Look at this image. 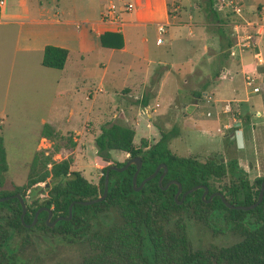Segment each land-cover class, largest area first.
<instances>
[{
	"label": "trees",
	"instance_id": "16d2710c",
	"mask_svg": "<svg viewBox=\"0 0 264 264\" xmlns=\"http://www.w3.org/2000/svg\"><path fill=\"white\" fill-rule=\"evenodd\" d=\"M226 9L217 10L214 0H202L204 18L214 26L219 61L228 57L233 45V38L226 33V26L233 18ZM66 57V50L46 46L40 64L44 68L61 70ZM203 91L193 93L192 98L199 99ZM153 125L159 138L150 146L140 140V145L135 147L133 129L112 123L100 128L93 138V148L97 157L108 162L112 152L127 155V160L139 158L136 186L155 167L163 165L166 172L160 187L157 179L162 170L137 192L131 185L134 166H128L122 172L109 171L105 198L88 206L79 203L101 196L108 166L101 169L98 183L94 185L79 172L70 171V159L52 160L59 148L53 147L52 153L47 155L41 151L34 153L25 185L15 188L13 193L0 194V198L18 195L25 210L21 223L18 199L0 203V264H19L23 247L45 240L84 245L88 252L80 264H264V191L260 203L249 211L227 209L219 197L206 202L209 195L219 193L229 205L250 206L257 200L264 177L249 184L234 158L223 161L221 157H213L198 161L178 157L167 148V141L175 137L174 130L165 132L157 123ZM39 136L48 141L60 139L48 125L40 127ZM126 161L113 166L120 168ZM6 172L0 138V185ZM225 179L226 184L217 190L215 184ZM171 181L180 185L181 194L200 186L207 190V195L202 200L203 189H198L178 204L181 194L174 201L176 185L164 189ZM43 192H46L45 197H37ZM71 203L70 219L59 221L50 228L48 225L53 220L67 217ZM38 209L42 210L33 223ZM48 210L51 218L46 223ZM194 231L210 232L212 238L223 235L238 240L229 246L209 244L195 249L190 238Z\"/></svg>",
	"mask_w": 264,
	"mask_h": 264
},
{
	"label": "crops",
	"instance_id": "0c3cea01",
	"mask_svg": "<svg viewBox=\"0 0 264 264\" xmlns=\"http://www.w3.org/2000/svg\"><path fill=\"white\" fill-rule=\"evenodd\" d=\"M83 1L67 0V8L60 9L59 0H0V45H8L18 54L12 62L18 65L17 79L32 77L34 93H39L38 100L42 102L43 91L47 97L43 100L44 114L36 118L38 127L48 125L59 136L72 133L73 142H80L84 136L70 131L78 123L84 125L85 132L90 134L87 127L118 123L112 119L118 116L119 123L132 128L134 135L138 119L144 123L146 131L156 112L150 109L147 99L164 93V82L173 72L176 87H183L184 93L190 97L204 90L202 96L208 97L210 105H215L212 107L241 101L237 99L236 77L240 78L243 88L264 86V30L257 27L264 25V4H256L255 0H231L239 9L238 15L232 9H226L233 18L229 23L232 25L233 45L228 57L219 61L217 37L211 44L210 39L202 36L207 23L193 24L189 11L184 16L180 13L171 16L167 11L170 3L179 0H129L133 9L121 13L117 24H107L100 19L103 9L113 4L88 3L90 7L85 9ZM220 1L222 7L227 8L225 2L228 0ZM158 25L163 26L161 36L168 42V58H164L165 52L157 50L163 44L162 41L156 43L160 37L156 32ZM149 32L155 36L154 48H148ZM247 37L251 39L247 40ZM46 46L67 51L61 70L41 66L42 51ZM210 46L216 51L207 56ZM176 53L182 58L178 64L172 62ZM91 56L96 58L89 61ZM212 57L216 58L217 72L214 75L217 76L204 81L199 85L200 89L188 90L187 77L202 60L208 63ZM88 63L99 74L88 72ZM29 64L33 73L24 74L23 69ZM185 65L189 68H184ZM247 76L254 79L250 86L245 84ZM180 93L175 90L173 96ZM169 101L170 106L173 97ZM144 102L145 106H141ZM139 106L142 110H135L131 119L121 114L127 107ZM154 106L158 108L157 104ZM188 106L191 105L184 108ZM163 115L156 114V120ZM214 121L218 123L217 118ZM148 133L147 130L141 140H145ZM41 141L48 143L37 134L35 152L40 150Z\"/></svg>",
	"mask_w": 264,
	"mask_h": 264
},
{
	"label": "rangeland",
	"instance_id": "374dc122",
	"mask_svg": "<svg viewBox=\"0 0 264 264\" xmlns=\"http://www.w3.org/2000/svg\"><path fill=\"white\" fill-rule=\"evenodd\" d=\"M129 0H84L83 5L86 9L89 4H113L115 6H123ZM215 8H219L220 0H214ZM256 4H264V0H255ZM202 0H179V2L170 3L168 12L171 16L185 15L187 11L192 15L191 22L193 24L207 23L201 11ZM60 9L67 8V0H59ZM176 7L178 9H176ZM176 9V10H175ZM223 13V12H221ZM231 20V19H230ZM233 21V20H232ZM231 21V22H232ZM204 26L202 36L210 39L213 44L216 38L214 26L207 23ZM232 25L226 26V33L232 37ZM163 42L157 50L165 52V57L168 58L167 45L163 36L158 37ZM148 48L155 47V36L153 32L148 35ZM215 47L210 46L206 55L210 56L215 53ZM18 58V54L13 52V49L8 45H0V138L5 155L7 172L2 176L0 185L1 193H13L17 187L25 185L28 176V165L34 153L41 151L44 155L52 153L53 147L63 149L56 155L52 156V160L58 162L62 159H70V171L79 172L88 182L97 185L101 176V169L123 163L128 159L127 155L118 152L110 154L108 163L102 161L93 152L92 136L95 137L102 126V123L95 128L87 127L90 134H87L84 125L77 124L70 131L78 132L84 136L80 142H73L72 133H63L60 139L41 141L39 143L40 150L35 152L37 134L40 127L37 126L36 118L44 114L43 100L47 99L44 91L42 92V102L38 100L34 93V80L30 76H25L24 79H17L18 65H13V59ZM91 56L90 60L95 59ZM174 63L178 64L182 58L178 53L172 56ZM170 60V58H169ZM16 63V61H15ZM88 63L86 70L91 74H99L98 70H94ZM176 66V65H175ZM176 68V67H174ZM184 68H189L185 65ZM174 71V70H173ZM24 74L33 73L32 67L29 64L28 68L23 69ZM22 72V73H23ZM216 69V58L212 57L208 60H202L195 68L191 76L187 77L186 88L198 89L204 81H208L214 77ZM174 73V72H173ZM171 73L164 82V93L159 97L149 96V106L151 110H155L151 116L150 127L145 141L147 145L154 144L158 138V131L154 127V123L160 125L162 131L171 132L174 130L175 137L167 141L168 150L178 157L194 158L198 161H204L208 158L221 157L223 161L228 158H234L238 166L245 172L249 184H253L257 178L264 177V86L259 85L258 92L253 93L252 87H242L240 78L234 79L235 88L238 89L239 102H231V112L222 115L219 112L222 104L210 105L208 97L201 96L199 99H194L183 91V87H176L174 75ZM182 74V71H181ZM219 76L221 75L218 72ZM117 85V84H116ZM200 89V88H199ZM263 89V90H262ZM181 91L176 97L173 96L174 91ZM224 92V91H222ZM221 92V93H222ZM173 101L170 104V99ZM196 101V104L193 102ZM158 105V108L154 106ZM186 105H191L192 108H184ZM142 106V105H141ZM169 106V107H168ZM176 106V108H174ZM135 110H142V107H127L125 112L121 114L126 118H132L136 113ZM221 113V114H220ZM156 114H164L156 120ZM208 114L209 117L206 116ZM145 117V116H144ZM118 116L114 122H118ZM217 118L216 123L214 120ZM227 118L228 120H224ZM224 122V123H223ZM235 124H239L235 127ZM224 125L226 128H224ZM135 135L133 137V145L138 147L141 138L146 134L144 123L138 119L134 126ZM219 129V132L216 130ZM242 132L243 147L236 149L232 135L234 130ZM92 134V136H91ZM74 144L75 147H71ZM76 149V150H75ZM75 150V153L69 152ZM226 184V179L215 184V188ZM41 189L43 185H38ZM45 193L37 195V197H45ZM212 233L206 231H194L190 234V238L195 249L205 247L209 244L214 246H229L238 239L232 236H216L212 238ZM59 241L39 242L36 245H28L20 250L19 264H80L86 256L88 250L84 245H64Z\"/></svg>",
	"mask_w": 264,
	"mask_h": 264
},
{
	"label": "water",
	"instance_id": "95a60500",
	"mask_svg": "<svg viewBox=\"0 0 264 264\" xmlns=\"http://www.w3.org/2000/svg\"><path fill=\"white\" fill-rule=\"evenodd\" d=\"M192 108V106H188V110ZM239 124H235V127H238ZM232 138H233V141H234V144H235V147L236 149H241L243 147V140H242V132L238 129L234 130L233 131V135H232ZM106 163H108V160H102ZM140 159L139 158H133V159H129L126 161V163L120 167V168H116L115 166H112V165H109L106 170H105V175H104V178H103V190H102V194L100 197L94 199V200H90V201H84V202H80L79 204L82 205V206H88V205H91V204H94V203H98V202H101L105 196H106V192H107V186H108V172L109 171H116V172H122L124 171L128 166H134L135 167V171L131 177V185H132V188L135 192L139 191L143 185L147 182V181H150L152 180L153 178H155L158 174V172L160 170H162V173L159 175L158 179H157V183H158V186L160 187L161 185V180L163 178V176L165 175V172H166V168L163 166V165H158L157 167H155L154 171L148 176L146 177L145 179H143L138 186H136V176H137V173L139 171V168H140ZM169 185H176L177 187V191L174 195V201H176V199L178 198V196L181 194V188H180V185L174 181H171L169 183H167L165 186H164V189H166ZM198 189H203V193L201 195V199L203 200L205 198V196L207 195V190L205 188H202L200 186H197V187H194L188 191H186L185 193L181 194L180 196V201L178 202V204L181 203V201L183 200V198L194 192L195 190H198ZM263 191H264V180L261 182L260 184V188H259V193H258V196H257V200L255 203H253L252 205L250 206H233V205H229L225 199L222 197L221 194L219 193H213L211 195L208 196L207 198V201L208 202L209 200H211L212 197H219L221 203L227 208V209H230V210H240V211H249V210H252L254 209L261 201L262 199V194H263ZM13 198H16L18 199L19 201V204H20V207H21V215H20V222L22 223V218H23V215H24V205L21 201V199L19 198L18 195H14V196H10V197H4V198H0V203L4 202V201H7L8 199H13ZM73 206V203H71L68 207V213H67V217L66 218H57L55 220H53L48 226L50 228H52L57 222L59 221H66V220H69L70 219V215H71V207ZM42 209H38L36 211V213L34 214V218H33V223L35 222L36 220V217L38 215V213L41 211ZM51 218V212L50 210L47 211V217H46V220L45 222L48 223L49 220ZM32 223V224H33Z\"/></svg>",
	"mask_w": 264,
	"mask_h": 264
},
{
	"label": "built area",
	"instance_id": "2783aa9c",
	"mask_svg": "<svg viewBox=\"0 0 264 264\" xmlns=\"http://www.w3.org/2000/svg\"><path fill=\"white\" fill-rule=\"evenodd\" d=\"M225 4H226L227 8L232 9V12L234 14L238 15L239 9L234 7L231 0L226 1ZM221 8H222V5L219 4V8L217 10H220ZM132 9H133V5L130 2L125 3L120 9H117L113 5H109V6L105 7L103 9V11L101 12L100 19L107 24H117V22H118L117 19H118L119 15L121 13L130 12ZM257 27L259 29L264 30V25H259ZM156 32L159 36H161L164 33L163 26L158 25L156 27ZM255 34H257V32H255ZM246 39L250 40L251 38L247 37ZM156 43L157 44L161 43L160 38H157ZM246 47H248V44L246 45ZM253 82H254V79L252 77H249V76L246 77V81H245L246 86H250ZM252 92L257 93L258 88H256V87L252 88ZM221 112L223 114H228L231 112L230 102H227L222 106Z\"/></svg>",
	"mask_w": 264,
	"mask_h": 264
}]
</instances>
